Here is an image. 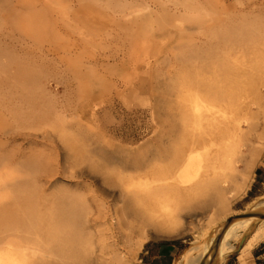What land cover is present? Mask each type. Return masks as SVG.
Instances as JSON below:
<instances>
[{
	"label": "bare ground",
	"instance_id": "6f19581e",
	"mask_svg": "<svg viewBox=\"0 0 264 264\" xmlns=\"http://www.w3.org/2000/svg\"><path fill=\"white\" fill-rule=\"evenodd\" d=\"M160 1L175 12L184 10L194 16L209 11L203 0ZM23 10L34 17V26L26 33L33 34L32 47L45 59L52 57L58 69L52 75L55 88L61 85L67 93L82 94L84 105L105 111L114 94L154 90L147 81L155 78L156 71L152 72L163 58L173 63V71L163 74L158 87L175 92L176 106L171 109L168 101L164 105L159 158H106L99 163L102 195L123 204L117 207L99 200L101 230L80 198L63 195L51 203V199L38 203L35 195H25L31 188L29 180H12L13 174L0 166V190L20 187L13 203L0 202V264H129L124 251L137 238L141 248L151 229L184 236V217L211 219L213 209L221 215L247 191L264 155V144L256 146L264 124L262 24L245 16L211 35L204 31L200 44L182 42L170 48L169 29L160 23V16L155 18L156 8L144 0H0V29L13 26ZM2 13L8 18L3 19ZM198 28L187 25L182 40L187 31ZM121 34L127 37L122 40ZM27 39L22 38L28 45ZM25 59L26 55L8 51L0 41V81L8 82L7 89L26 92L13 102L5 98L6 88L0 84V135L14 131H3L5 113L21 128L43 113L31 108L37 89L53 95L50 84L43 81L48 74L43 75L38 64L24 66ZM20 76L41 81L31 88L14 82ZM55 120L72 131L74 123L64 113H57ZM4 158L0 156V161ZM26 163L40 168L33 158ZM63 175L55 174L47 185L56 186ZM198 196L205 199L196 201ZM24 198L29 202L26 206L18 203ZM238 215L218 226L205 253L217 250L218 257L223 256L233 250L231 240L241 242L251 233L239 262L254 260L253 251L264 240V222H258L264 214ZM198 251L185 250L179 264H208L195 261Z\"/></svg>",
	"mask_w": 264,
	"mask_h": 264
},
{
	"label": "rangeland",
	"instance_id": "374dc122",
	"mask_svg": "<svg viewBox=\"0 0 264 264\" xmlns=\"http://www.w3.org/2000/svg\"><path fill=\"white\" fill-rule=\"evenodd\" d=\"M144 1L152 5L154 9L156 8L158 13L155 18L160 16V23L169 29L170 35L167 43L170 48L174 44L182 42L186 46L200 44L204 38V31L211 35L222 25L233 20L242 21L245 16L259 22L264 28V0H203L209 11H207L208 14L200 13L199 16H194L190 12L185 13L184 10L175 12L160 0ZM23 11L13 21V26L0 29V41L8 51L14 49L22 57L27 56L25 59L27 64L24 66L27 67L29 64L28 66L34 67L38 64L43 71L42 74H48V77L43 81L50 84L49 89L53 91V95L37 89L36 97L32 99L31 108L43 111V113L40 115L37 113V121L28 123L21 128H16V124L9 118L8 113L4 114L8 120L4 123L3 131L8 132L11 128L14 131L0 135V156L5 157L0 161V166L3 170L13 174L12 180H29L31 188L27 189L29 192L27 191L25 195H35L36 200H39L38 203H48L45 199H51L49 200L51 203L52 200L63 195H74L80 198L87 203L85 205L87 211H91V217L97 219L95 225L98 230H101L104 227L101 226L102 218L100 219L99 216V200H105L106 205L111 204L117 207H122L123 204L115 203L112 197L105 199L102 195L103 184L99 181L101 177L97 172V167L106 158L160 157L159 130L165 115L164 105L168 101L171 104L170 108L173 109L176 106V94L171 90L166 93L158 86L162 84L160 82L163 80L164 73H172L173 63L162 58L160 64L156 65L158 70L152 72L156 71L155 78L147 81V87H155L154 90L142 93L114 94L110 100L107 98L109 100L106 103L107 110H97L94 104H83L86 97L82 94L67 93L61 85L55 88L52 75L58 72V69L50 60L52 57L45 59L36 46L32 47L34 44L33 34L26 35V33L30 31L29 26H34V17L32 19L29 13ZM1 16L3 19L8 18L6 13H2ZM187 25H198L201 28L187 31L188 37L182 40ZM40 35L42 37L44 33ZM26 37L30 42L28 45L22 40ZM119 37L123 40L127 36L121 34ZM43 43L47 45L46 42ZM18 80L20 84L32 88L38 80L41 81V78L20 76L14 82H18ZM0 84L6 88L2 91L6 95L5 98L11 99L13 102L20 101L26 95V92L24 93L18 87L7 89L8 82L5 80H1ZM57 113H64L74 123L71 132L66 131L56 122ZM261 117V123H263L264 110ZM261 125L259 133L263 132V134L256 144L257 147L264 144V124ZM29 158L36 160L40 168H30L29 163H26ZM59 172L65 175L59 176L60 181L56 186L50 188L47 185L48 181ZM62 177L65 180H61ZM19 188L0 190V196H2L0 202L2 203L4 200L13 203V199L19 194ZM24 199L18 202L22 206L29 203L27 198ZM204 199V197L198 196L195 200L203 201ZM258 212L264 213V155L257 162L250 187L243 194L236 196L230 209L221 215L218 214L217 209H213L210 213L211 219L206 216L200 217V220L184 217L183 229L187 231L184 236H170L151 229L144 244L153 240H175L182 244L184 251L190 248L199 249L195 261L203 260L202 262H204L206 260L208 264H236L239 261L241 248L251 237V233L241 242L231 240L230 245L233 246V250L223 256L218 257L217 250L214 253H209L210 255L205 253V245L215 237L216 229L219 225L222 226L227 218L243 213ZM184 214L186 215V213ZM258 222L262 224L264 219L260 218ZM139 242L140 238H137L135 244L124 251L131 263L137 259L143 247H139ZM253 252L262 254L264 257V240Z\"/></svg>",
	"mask_w": 264,
	"mask_h": 264
},
{
	"label": "crops",
	"instance_id": "0c3cea01",
	"mask_svg": "<svg viewBox=\"0 0 264 264\" xmlns=\"http://www.w3.org/2000/svg\"><path fill=\"white\" fill-rule=\"evenodd\" d=\"M183 251L182 244L175 240H153L145 243L137 259L129 264H179ZM253 255L254 260L247 261L245 264H264L262 254L253 252Z\"/></svg>",
	"mask_w": 264,
	"mask_h": 264
},
{
	"label": "water",
	"instance_id": "95a60500",
	"mask_svg": "<svg viewBox=\"0 0 264 264\" xmlns=\"http://www.w3.org/2000/svg\"><path fill=\"white\" fill-rule=\"evenodd\" d=\"M264 213H247V214H243V215H238L237 217H240V218H245L249 215H257V216H262ZM233 218V217H232Z\"/></svg>",
	"mask_w": 264,
	"mask_h": 264
}]
</instances>
